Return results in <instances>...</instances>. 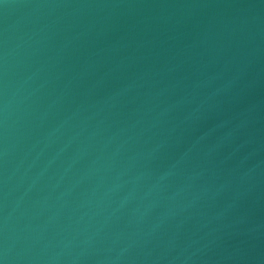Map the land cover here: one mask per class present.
I'll return each mask as SVG.
<instances>
[{
  "label": "water",
  "instance_id": "95a60500",
  "mask_svg": "<svg viewBox=\"0 0 264 264\" xmlns=\"http://www.w3.org/2000/svg\"><path fill=\"white\" fill-rule=\"evenodd\" d=\"M2 264H264V0H0Z\"/></svg>",
  "mask_w": 264,
  "mask_h": 264
},
{
  "label": "snow or ice",
  "instance_id": "6c2138e0",
  "mask_svg": "<svg viewBox=\"0 0 264 264\" xmlns=\"http://www.w3.org/2000/svg\"><path fill=\"white\" fill-rule=\"evenodd\" d=\"M0 264H2V262H0Z\"/></svg>",
  "mask_w": 264,
  "mask_h": 264
}]
</instances>
